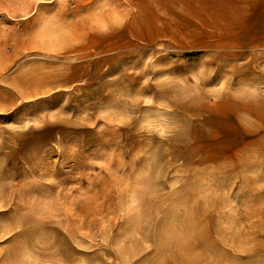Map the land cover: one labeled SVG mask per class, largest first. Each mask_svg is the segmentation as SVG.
<instances>
[{
  "label": "rangeland",
  "instance_id": "374dc122",
  "mask_svg": "<svg viewBox=\"0 0 264 264\" xmlns=\"http://www.w3.org/2000/svg\"><path fill=\"white\" fill-rule=\"evenodd\" d=\"M232 4L0 0V264H264V163L179 134L264 90Z\"/></svg>",
  "mask_w": 264,
  "mask_h": 264
},
{
  "label": "bare ground",
  "instance_id": "6f19581e",
  "mask_svg": "<svg viewBox=\"0 0 264 264\" xmlns=\"http://www.w3.org/2000/svg\"><path fill=\"white\" fill-rule=\"evenodd\" d=\"M218 60H219V58H218ZM241 71H243V70L236 68V67L233 68L234 75H240ZM254 81H257L256 78L254 79ZM206 83H208L207 79L205 81H203L201 84L205 85ZM198 87H200V86H198ZM198 89L200 92V96H202L206 99L207 94L205 93V91H203V87L198 88ZM242 90L245 91V89H242ZM228 91H229V88L225 89L224 92L220 95L222 97L227 98L228 94H229ZM235 93H237V92H235ZM187 96H189V94ZM257 96H258L257 102L254 101V99L256 100V93H255L254 95H251V96L247 94V95H245V99H242L243 100L242 102L238 101L237 103H235L234 110H233V112H231L229 114V117H228L229 119L226 122L225 121L220 122L218 119V116L207 115V116H204V119L199 123H197L196 121H190V123H187L188 128L182 130L179 133L181 136L186 137V140L184 138V140H185L184 146H185V148H187L189 150L187 153L188 155L184 156V161L186 163H188L190 156L192 157L196 154L198 149H196L194 145L199 141L202 142L198 129L204 128V129H206V135L205 136L207 138H210V137L214 138L213 140L208 139L209 140L208 145H209L210 149L219 151L216 155H214V157L213 156L210 157V158L213 157L212 158L213 162L220 163V164H223V162H228V161L234 162L238 166H240L242 169H245V168L247 169V168H250L251 166H254V165L263 164L264 163V90H262L260 93H257ZM248 97H252V100L249 99ZM202 104L206 105V103H204V102ZM199 137H200V140H199ZM204 160H206V159H202V161H200V162L204 163L205 162ZM234 163H232L231 165H234ZM224 164H227V163H224ZM84 205H85V202H84ZM45 211H46V209H45ZM52 215H54V214H52ZM86 217L87 216H85V218ZM83 218H84V216H83ZM93 218H95V217H93ZM73 222H75V221H73ZM138 225H140V223ZM78 227H79V225H78ZM83 233H85V232H83ZM83 236L84 235H82V237ZM58 241H59V244H58L59 246L57 245L58 248L55 250V253L57 255H59L60 257H62L61 260H64L67 262L71 261L73 258L72 253H73L74 249L71 246H69V244L66 243L64 240L58 239ZM164 242H167L169 244V242H171V240L169 237H166ZM125 256H127V255H125ZM219 260H221V259H219ZM219 262L220 261H218V263Z\"/></svg>",
  "mask_w": 264,
  "mask_h": 264
},
{
  "label": "crops",
  "instance_id": "0c3cea01",
  "mask_svg": "<svg viewBox=\"0 0 264 264\" xmlns=\"http://www.w3.org/2000/svg\"><path fill=\"white\" fill-rule=\"evenodd\" d=\"M233 3L232 7L237 11L231 17L235 21L231 26L242 25V30L233 31L236 41L264 42V0H227ZM263 3V4H262ZM240 10V11H239ZM242 18V22L237 21ZM237 18V19H236ZM240 35V36H239Z\"/></svg>",
  "mask_w": 264,
  "mask_h": 264
}]
</instances>
